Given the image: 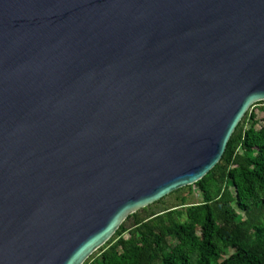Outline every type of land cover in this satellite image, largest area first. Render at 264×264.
<instances>
[{
	"label": "water",
	"instance_id": "95a60500",
	"mask_svg": "<svg viewBox=\"0 0 264 264\" xmlns=\"http://www.w3.org/2000/svg\"><path fill=\"white\" fill-rule=\"evenodd\" d=\"M259 102L264 0H0V264H83Z\"/></svg>",
	"mask_w": 264,
	"mask_h": 264
},
{
	"label": "trees",
	"instance_id": "16d2710c",
	"mask_svg": "<svg viewBox=\"0 0 264 264\" xmlns=\"http://www.w3.org/2000/svg\"><path fill=\"white\" fill-rule=\"evenodd\" d=\"M257 105L264 114V102L251 106L220 161L186 187L200 203L183 207L181 196L153 210L161 199L129 215L83 264H264V118L257 128L250 112Z\"/></svg>",
	"mask_w": 264,
	"mask_h": 264
},
{
	"label": "rangeland",
	"instance_id": "374dc122",
	"mask_svg": "<svg viewBox=\"0 0 264 264\" xmlns=\"http://www.w3.org/2000/svg\"><path fill=\"white\" fill-rule=\"evenodd\" d=\"M263 105H257L252 107L250 112H252L256 116V122L257 125L256 127L259 128L261 126L262 120L264 118L263 112L260 110V108ZM183 190L179 194H169V196H166L165 198L162 199V202L160 204L154 205L153 210L158 211L166 207H170L174 205L177 202V198L181 196L186 197V201L183 207L191 206V205H196L201 202V195L197 191V189L192 188L191 190L185 188H182ZM238 213L240 214V211L237 210ZM126 237V235L124 236Z\"/></svg>",
	"mask_w": 264,
	"mask_h": 264
}]
</instances>
